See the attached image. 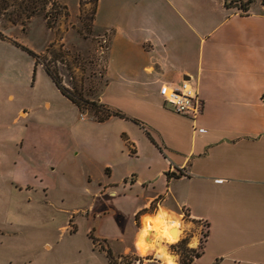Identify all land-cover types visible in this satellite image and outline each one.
I'll use <instances>...</instances> for the list:
<instances>
[{
  "label": "crops",
  "instance_id": "obj_1",
  "mask_svg": "<svg viewBox=\"0 0 264 264\" xmlns=\"http://www.w3.org/2000/svg\"><path fill=\"white\" fill-rule=\"evenodd\" d=\"M105 1L112 11L104 23V81L99 97L89 99L137 121L92 114L95 128L84 127L100 141L74 153L101 156L103 167L87 168L93 198L115 192L135 218L155 202L181 222L186 212L190 244L200 252L190 264H264V0L247 10L239 0H98L94 25ZM183 80L198 90L196 119L160 95L163 83ZM161 209L148 228L146 220L135 228L133 240L140 254L155 251L163 262L154 261L167 264L157 249L137 245L155 238ZM203 224L208 235L200 247Z\"/></svg>",
  "mask_w": 264,
  "mask_h": 264
},
{
  "label": "rangeland",
  "instance_id": "obj_2",
  "mask_svg": "<svg viewBox=\"0 0 264 264\" xmlns=\"http://www.w3.org/2000/svg\"><path fill=\"white\" fill-rule=\"evenodd\" d=\"M107 3L94 25L95 0H0V30L7 36L0 38V264L163 262L155 251L140 254L133 240L135 228L145 220L148 228L147 219L161 209L158 202L135 218L121 196L111 197L115 192L93 198L96 185L89 182L87 168L98 169L101 156L74 155L80 147L100 144L83 130L95 128L92 110L80 109L45 67L72 93L99 97L108 51L104 23L112 11ZM30 6L40 11L25 20ZM20 109L28 114H19ZM186 218V212L180 216L179 238L165 242L177 264L188 262L183 243L192 248L193 226ZM65 224L68 231L61 227ZM207 233L204 224L200 247ZM151 240L148 235L137 245L150 251Z\"/></svg>",
  "mask_w": 264,
  "mask_h": 264
},
{
  "label": "trees",
  "instance_id": "obj_3",
  "mask_svg": "<svg viewBox=\"0 0 264 264\" xmlns=\"http://www.w3.org/2000/svg\"><path fill=\"white\" fill-rule=\"evenodd\" d=\"M97 2H98V0H95L94 18H95V13H96V5H97ZM252 2H253V0H246V1L239 0L238 1L239 6L243 10H247L248 7H249V5ZM39 11H40V8H38V7H35V6L28 7V10H27V12L25 14V17H26L25 20H29L31 17H33L34 15H36ZM11 21L14 24H16V23H21V24L24 23V21H20V20H17V19H14V20H11ZM6 37L7 36L3 33V31L0 30V38H3L4 39ZM30 52L32 53V51H30ZM45 67L48 70V72L52 75V77L54 78V80L56 81V83L58 84V86L61 88V90L63 91V93H65L66 95H68L74 102H76L77 105L80 107V109H84L85 107H87V109L92 110V114L99 121H104V120L108 119L111 116H119V117H123V118H127V119L136 120L134 118H131L130 116H128L127 114H125L121 110L112 109V108L106 106L102 102H98L96 100H90L88 98H84L81 95L72 93L68 88H66V87L63 86V84H62V78L60 77V75L58 73H56L55 71H53L49 67V65H45ZM207 235H208V233H207ZM207 235H206V237H207ZM183 246H184L183 249L185 251V255L187 256V259H188V262H184V264H190L194 257L200 255V252L197 251L194 248H187V244L186 243H183ZM107 256L108 257H111L110 251H108ZM111 263L113 264L112 261H111Z\"/></svg>",
  "mask_w": 264,
  "mask_h": 264
},
{
  "label": "built area",
  "instance_id": "obj_4",
  "mask_svg": "<svg viewBox=\"0 0 264 264\" xmlns=\"http://www.w3.org/2000/svg\"><path fill=\"white\" fill-rule=\"evenodd\" d=\"M104 41L106 42V36ZM159 92L164 101L180 114L196 119L202 112L198 90L189 80H183L177 85L163 83Z\"/></svg>",
  "mask_w": 264,
  "mask_h": 264
},
{
  "label": "bare ground",
  "instance_id": "obj_5",
  "mask_svg": "<svg viewBox=\"0 0 264 264\" xmlns=\"http://www.w3.org/2000/svg\"><path fill=\"white\" fill-rule=\"evenodd\" d=\"M156 236L151 240V250L157 249L158 253L163 257L167 264H177L176 256L169 252L165 242H175L181 234L182 222L177 220L172 213L162 210L158 213L154 224ZM174 237H172L171 232ZM155 234V233H154Z\"/></svg>",
  "mask_w": 264,
  "mask_h": 264
}]
</instances>
